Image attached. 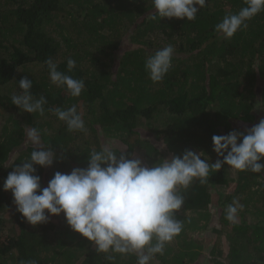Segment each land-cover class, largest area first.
Returning a JSON list of instances; mask_svg holds the SVG:
<instances>
[{"label": "trees", "instance_id": "1", "mask_svg": "<svg viewBox=\"0 0 264 264\" xmlns=\"http://www.w3.org/2000/svg\"><path fill=\"white\" fill-rule=\"evenodd\" d=\"M244 6V0H207L188 21L150 19L152 0H0V264H110L109 254L115 264H136L135 255L96 251L63 213L29 224L11 191L3 189L4 180L34 150L28 126L41 131L42 142L57 156L49 167L34 165L42 187L57 171L86 167L91 150L108 141L149 166L185 149L203 151L202 159L211 163L222 159L211 137L252 127V109L264 104V11L230 39L214 30ZM169 44L172 67L153 82L145 60ZM48 58L63 72L68 58L76 61L67 74L84 81L79 97L52 84ZM22 77L32 80L35 98L46 97L43 115L12 104L11 97L22 92ZM72 105L86 131H68L51 111ZM179 191L185 203L176 218L183 230L151 264H264V171L225 164L210 172L207 183L194 179ZM234 198L244 205L236 223L226 219Z\"/></svg>", "mask_w": 264, "mask_h": 264}, {"label": "clouds", "instance_id": "2", "mask_svg": "<svg viewBox=\"0 0 264 264\" xmlns=\"http://www.w3.org/2000/svg\"><path fill=\"white\" fill-rule=\"evenodd\" d=\"M152 3L154 14L149 17L152 20L158 15L160 19L193 21L207 0H152ZM244 4L215 25L214 30L223 38L230 39L237 31L246 29L247 21L264 11V0H244ZM173 53L174 47L169 44L146 58L144 67L153 82H161L169 72ZM45 63L52 84L66 88L72 97L81 95L84 81L67 74L76 67L74 59H67V72L58 70L51 58ZM18 86L22 92L11 97L12 104L28 113L43 115L47 99L33 96L32 80L22 77ZM256 108L264 110V104ZM51 111L65 122L68 131H86L76 105ZM26 135L34 150L21 165L13 167L3 183V189L12 193L16 210L33 226L63 213L67 225L92 242L96 251L135 255L136 264H151L154 256L163 255L165 245L183 230L184 222L176 218L185 203L180 188L187 189L194 179L207 183L210 172L225 164L238 171H264V163L259 162L264 158V118L243 131L233 129L224 135H213L212 150L222 157L214 163L209 158L202 159L203 151L185 149L180 156L165 157L149 166L136 154L127 153L126 149L117 152L106 144L100 150H91L86 167H73L68 173L57 171L45 187L34 165L51 166L57 159L56 153L42 142L37 127L28 126ZM243 208L234 198L226 208V219L236 223ZM106 260L115 264L116 257L109 254Z\"/></svg>", "mask_w": 264, "mask_h": 264}, {"label": "rangeland", "instance_id": "3", "mask_svg": "<svg viewBox=\"0 0 264 264\" xmlns=\"http://www.w3.org/2000/svg\"><path fill=\"white\" fill-rule=\"evenodd\" d=\"M17 84V83H16ZM14 87H16V85H14ZM258 105H256V107H257ZM252 111L255 113V115H256V118H255V123H254V125L255 124H257L258 122H259V120L261 119V118H264V110H260V109H257V108H253L252 109ZM35 121H36V119H34ZM40 120H38L37 119V122H39ZM40 123V122H39ZM50 132V131H49ZM112 142V141H111ZM111 142H109L108 141V143H109V145L111 144ZM107 144V143H106ZM161 144V143H160ZM213 212H214V214H215V210H212ZM187 212V211H186ZM188 239L190 238V236L189 235H187L186 236ZM201 237V236H200ZM174 239H176L175 237H174ZM174 241V240H173ZM178 241V240H177ZM195 241H197V240H195ZM208 244L206 243V246H207ZM204 252H205V258L204 259H202V263H206L207 261H206V256H207V252H208V249L207 248H205V250H204ZM197 263H198V261H197Z\"/></svg>", "mask_w": 264, "mask_h": 264}]
</instances>
